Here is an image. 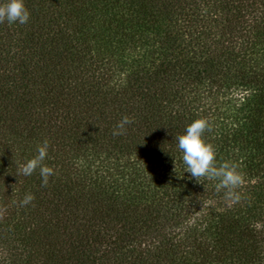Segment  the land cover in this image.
I'll return each instance as SVG.
<instances>
[{
	"label": "trees",
	"instance_id": "obj_1",
	"mask_svg": "<svg viewBox=\"0 0 264 264\" xmlns=\"http://www.w3.org/2000/svg\"><path fill=\"white\" fill-rule=\"evenodd\" d=\"M24 4L0 23V264H264V0ZM198 118L238 201L186 172ZM45 140L42 187L19 166Z\"/></svg>",
	"mask_w": 264,
	"mask_h": 264
},
{
	"label": "clouds",
	"instance_id": "obj_2",
	"mask_svg": "<svg viewBox=\"0 0 264 264\" xmlns=\"http://www.w3.org/2000/svg\"><path fill=\"white\" fill-rule=\"evenodd\" d=\"M29 19L30 13L25 7L24 0H7L6 3L0 4V23L7 21L8 24L19 23L23 25ZM133 122L131 118L124 116L115 125L112 134L114 136L123 135L126 132V125ZM211 130V125L207 119L198 118L186 127L184 134L176 137L186 172L190 173L191 178H194L197 183H201L202 178L218 181L215 185L216 191L223 190L227 199L238 201L240 197L236 189L243 184V175L237 170L235 164L223 162L218 165L216 163L214 147L206 143L203 138L205 131L210 132ZM48 147V141L45 140L42 145H38V154L19 166V172L24 176H30L39 169L42 187H46L49 177L54 175L53 168L43 163L47 157ZM34 199V195L28 193L20 202V206L24 207Z\"/></svg>",
	"mask_w": 264,
	"mask_h": 264
}]
</instances>
